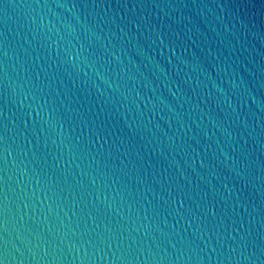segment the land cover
I'll use <instances>...</instances> for the list:
<instances>
[{
	"label": "water",
	"instance_id": "1",
	"mask_svg": "<svg viewBox=\"0 0 264 264\" xmlns=\"http://www.w3.org/2000/svg\"><path fill=\"white\" fill-rule=\"evenodd\" d=\"M0 264H264V0H0Z\"/></svg>",
	"mask_w": 264,
	"mask_h": 264
}]
</instances>
